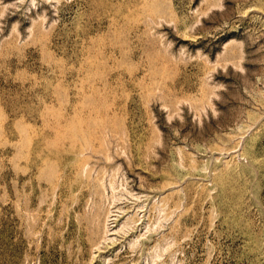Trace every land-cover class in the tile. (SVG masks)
Masks as SVG:
<instances>
[{
    "label": "rangeland",
    "instance_id": "obj_1",
    "mask_svg": "<svg viewBox=\"0 0 264 264\" xmlns=\"http://www.w3.org/2000/svg\"><path fill=\"white\" fill-rule=\"evenodd\" d=\"M0 264H264V0H0Z\"/></svg>",
    "mask_w": 264,
    "mask_h": 264
}]
</instances>
